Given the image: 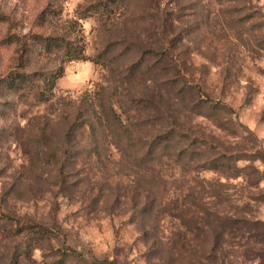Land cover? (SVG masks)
Returning <instances> with one entry per match:
<instances>
[{"label": "rangeland", "instance_id": "1", "mask_svg": "<svg viewBox=\"0 0 264 264\" xmlns=\"http://www.w3.org/2000/svg\"><path fill=\"white\" fill-rule=\"evenodd\" d=\"M0 264H264V0H0Z\"/></svg>", "mask_w": 264, "mask_h": 264}, {"label": "trees", "instance_id": "2", "mask_svg": "<svg viewBox=\"0 0 264 264\" xmlns=\"http://www.w3.org/2000/svg\"><path fill=\"white\" fill-rule=\"evenodd\" d=\"M48 40L52 39H44L45 42V46L47 48H50V46L52 45L51 42H48ZM63 41V40H62ZM63 42H61L58 46L63 48L64 46L67 47V55L69 56L68 60H76V59H83V60H87V56H85L83 54V49H74V51H72L68 45V43L62 44ZM57 44V45H58ZM64 45V46H63ZM22 66V64H21ZM64 70L62 68L52 72L51 74H46L43 78V83H44V89L41 93V95L45 94V91H49V93L54 89L56 82L58 81V79H60L63 76ZM33 76L35 75H28L22 72H15L14 74H11L9 76V82H8V87L12 90H18V89H23L24 87L28 86L29 84H31L33 82ZM46 97V96H45ZM209 101L213 102V100L209 99Z\"/></svg>", "mask_w": 264, "mask_h": 264}]
</instances>
